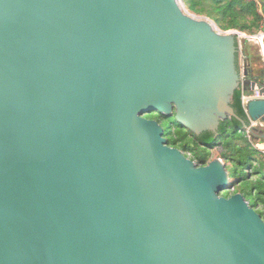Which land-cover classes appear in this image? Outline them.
<instances>
[{
  "label": "water",
  "instance_id": "95a60500",
  "mask_svg": "<svg viewBox=\"0 0 264 264\" xmlns=\"http://www.w3.org/2000/svg\"><path fill=\"white\" fill-rule=\"evenodd\" d=\"M241 36L182 0H0V264H264L224 162L145 118L196 136L238 119L241 81L264 95ZM245 114L264 125V98Z\"/></svg>",
  "mask_w": 264,
  "mask_h": 264
},
{
  "label": "trees",
  "instance_id": "16d2710c",
  "mask_svg": "<svg viewBox=\"0 0 264 264\" xmlns=\"http://www.w3.org/2000/svg\"><path fill=\"white\" fill-rule=\"evenodd\" d=\"M185 10L194 16L211 20L222 32L236 31L246 36L243 41L244 64L252 68L253 63L245 49L251 42L250 37L264 34V0H182ZM238 45H236L237 49ZM238 52L236 54V63ZM264 72V68L262 69ZM261 78V77H260ZM264 76L262 83L264 84ZM241 88L236 90L231 108L236 117L221 121L216 134L202 132L198 136L178 126L173 117L166 118L156 112L145 116L156 120L163 128V137L167 145L176 148L197 166L208 164L211 150H218L215 158L224 162L225 169L231 175L229 167H233L234 181L231 182L232 192H224L222 197L239 193L251 208L264 220V152L258 150L255 142H263L262 132L253 131L249 137L246 126L249 122L241 105ZM224 137L221 141L220 138ZM252 199L249 201L248 197Z\"/></svg>",
  "mask_w": 264,
  "mask_h": 264
},
{
  "label": "rangeland",
  "instance_id": "374dc122",
  "mask_svg": "<svg viewBox=\"0 0 264 264\" xmlns=\"http://www.w3.org/2000/svg\"><path fill=\"white\" fill-rule=\"evenodd\" d=\"M242 39H245V38L242 37L236 41V45H238V47H237V52H238L237 72L238 73H241V69L244 66L243 63H244V57L245 56L241 55V54H243L242 50H243V45H244ZM250 41L251 42H248L245 44L246 51H244V52H248L249 58H251V60H252L251 62L254 63L257 67H259L260 70H262L264 68V59L262 57L264 55V53L262 51H261V53L259 52V50H258L259 46L257 44H255L253 40H250ZM239 46H240V48H239ZM246 130H247V133L250 134V131L248 129H246ZM220 139L222 141L224 139V137H222ZM256 144L258 145V148L260 150L264 151V145L263 144H261V143H256ZM210 152H211L210 158L213 160L216 159L215 156H216V154H218V150H213V151L211 150ZM229 172L231 175V179H230V183H231L235 179L233 177V167L232 166L229 167ZM228 192L231 193L232 189L229 190ZM251 199H252V197L249 196L248 200L250 201ZM252 209H254V208H252Z\"/></svg>",
  "mask_w": 264,
  "mask_h": 264
},
{
  "label": "built area",
  "instance_id": "2783aa9c",
  "mask_svg": "<svg viewBox=\"0 0 264 264\" xmlns=\"http://www.w3.org/2000/svg\"><path fill=\"white\" fill-rule=\"evenodd\" d=\"M251 40L254 41L255 44H257L259 46V49H260V53L261 51L264 53V46H263V42H264V34L260 35V36H257V37H250ZM243 55V54H241ZM264 56V55H263ZM258 98H264V95H261L258 91H254L253 94H245L242 96L241 98V102H242V106L243 108L245 107V105L252 99H258ZM255 127H259L261 128L262 127V124L260 123H251L250 126L248 127V130L250 131L252 128H255ZM249 135V133H248ZM258 150H260L258 148V145L255 144L254 145ZM262 151V150H260ZM264 152V151H262Z\"/></svg>",
  "mask_w": 264,
  "mask_h": 264
},
{
  "label": "clouds",
  "instance_id": "9594fccd",
  "mask_svg": "<svg viewBox=\"0 0 264 264\" xmlns=\"http://www.w3.org/2000/svg\"><path fill=\"white\" fill-rule=\"evenodd\" d=\"M240 38H242V36L241 37H239V39ZM244 38H246V36L244 37ZM250 40H251V38H249ZM263 46H264V42H263ZM239 48H240V46H239ZM258 50H259V52H260V49L258 48ZM263 57V59H264V56H262ZM245 63V62H244ZM243 63V64H244ZM242 72H243V70L241 71V76H242ZM264 73V72H263ZM240 88H241V91H242V96L243 95H245V94H253L254 93V91L253 92H250L249 90H244L243 89V87H242V81H241V85H240ZM255 91H257V90H255ZM242 98V97H241ZM241 105H242V102H241ZM243 107V106H242ZM244 109V112H245V107L243 108ZM248 119V118H247ZM248 122H249V124H248V126H246V129H248V127L250 126V124L251 123H253V122H251V121H249L248 120ZM259 122H257V124H258ZM261 124V123H260ZM254 129H256V130H254ZM264 130V125L262 124V127L261 128H259V127H255V128H252L251 130H250V133L251 132H253V131H256V132H261V131H263ZM246 134H248L247 133V130H246ZM250 135V134H249ZM249 135H248V137H249ZM255 143H257V142H255ZM258 143H261V144H263L264 145V143L263 142H258ZM220 159V158H219ZM222 160V159H221ZM229 191V190H228Z\"/></svg>",
  "mask_w": 264,
  "mask_h": 264
},
{
  "label": "flooded vegetation",
  "instance_id": "af4514ba",
  "mask_svg": "<svg viewBox=\"0 0 264 264\" xmlns=\"http://www.w3.org/2000/svg\"><path fill=\"white\" fill-rule=\"evenodd\" d=\"M245 67H246L245 70H247V72H248V77L249 78H252V76H255V77H257V82L258 83H262V78H260L262 70H260L259 67H257L254 63H253L252 68H249L246 65H245ZM242 70H243V67H242L241 71ZM263 81H264V79H263ZM260 137H261V139L263 140V143H264L263 133L261 134Z\"/></svg>",
  "mask_w": 264,
  "mask_h": 264
},
{
  "label": "bare ground",
  "instance_id": "6f19581e",
  "mask_svg": "<svg viewBox=\"0 0 264 264\" xmlns=\"http://www.w3.org/2000/svg\"><path fill=\"white\" fill-rule=\"evenodd\" d=\"M260 35H262V34H258V35H256V36H253V37H257V36H260Z\"/></svg>",
  "mask_w": 264,
  "mask_h": 264
}]
</instances>
